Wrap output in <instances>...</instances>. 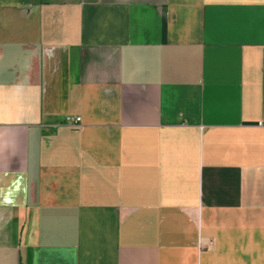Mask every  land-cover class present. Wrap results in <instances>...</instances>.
Listing matches in <instances>:
<instances>
[{"label": "crops", "instance_id": "crops-1", "mask_svg": "<svg viewBox=\"0 0 264 264\" xmlns=\"http://www.w3.org/2000/svg\"><path fill=\"white\" fill-rule=\"evenodd\" d=\"M0 264H264V0H0Z\"/></svg>", "mask_w": 264, "mask_h": 264}, {"label": "built area", "instance_id": "built-area-1", "mask_svg": "<svg viewBox=\"0 0 264 264\" xmlns=\"http://www.w3.org/2000/svg\"><path fill=\"white\" fill-rule=\"evenodd\" d=\"M81 120H82L81 115H73L70 113L65 115V121L71 125L78 126V125H80Z\"/></svg>", "mask_w": 264, "mask_h": 264}]
</instances>
